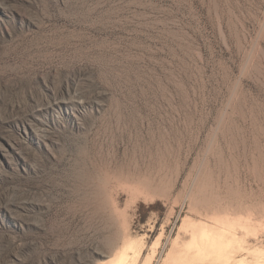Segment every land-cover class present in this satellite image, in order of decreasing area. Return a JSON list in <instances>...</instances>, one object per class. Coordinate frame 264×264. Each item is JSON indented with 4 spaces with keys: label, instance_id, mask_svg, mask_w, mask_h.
<instances>
[{
    "label": "rangeland",
    "instance_id": "374dc122",
    "mask_svg": "<svg viewBox=\"0 0 264 264\" xmlns=\"http://www.w3.org/2000/svg\"><path fill=\"white\" fill-rule=\"evenodd\" d=\"M224 217L264 253V0H0V264H201Z\"/></svg>",
    "mask_w": 264,
    "mask_h": 264
},
{
    "label": "bare ground",
    "instance_id": "6f19581e",
    "mask_svg": "<svg viewBox=\"0 0 264 264\" xmlns=\"http://www.w3.org/2000/svg\"><path fill=\"white\" fill-rule=\"evenodd\" d=\"M203 223H197L192 226L190 230L191 240L187 244L186 250L190 256L200 254L203 260L201 264H248L250 262L253 264H264V253L259 249L247 252V257L249 258L238 260L240 251L242 249L244 251L245 248L241 246L238 225L231 221V219L220 218L216 223L214 222V225L210 223L212 226ZM185 242L183 243L186 244ZM134 243L133 241H129V245L131 246ZM137 257L138 254L132 255L126 251L118 252L114 249L113 259L102 264H126L127 261H134Z\"/></svg>",
    "mask_w": 264,
    "mask_h": 264
}]
</instances>
